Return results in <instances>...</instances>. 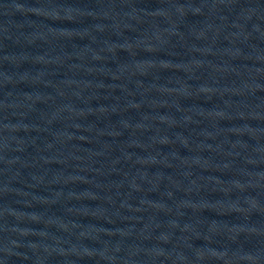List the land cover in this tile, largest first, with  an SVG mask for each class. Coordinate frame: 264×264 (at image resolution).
<instances>
[{"label": "water", "instance_id": "obj_1", "mask_svg": "<svg viewBox=\"0 0 264 264\" xmlns=\"http://www.w3.org/2000/svg\"><path fill=\"white\" fill-rule=\"evenodd\" d=\"M264 143V0H0V264H212Z\"/></svg>", "mask_w": 264, "mask_h": 264}]
</instances>
